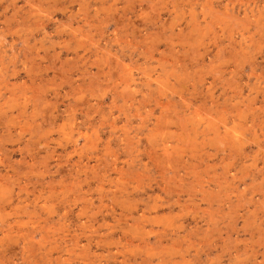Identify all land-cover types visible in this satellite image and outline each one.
<instances>
[{
  "label": "rangeland",
  "instance_id": "rangeland-1",
  "mask_svg": "<svg viewBox=\"0 0 264 264\" xmlns=\"http://www.w3.org/2000/svg\"><path fill=\"white\" fill-rule=\"evenodd\" d=\"M0 264H264V0H0Z\"/></svg>",
  "mask_w": 264,
  "mask_h": 264
},
{
  "label": "bare ground",
  "instance_id": "bare-ground-1",
  "mask_svg": "<svg viewBox=\"0 0 264 264\" xmlns=\"http://www.w3.org/2000/svg\"><path fill=\"white\" fill-rule=\"evenodd\" d=\"M180 57V56H179Z\"/></svg>",
  "mask_w": 264,
  "mask_h": 264
}]
</instances>
